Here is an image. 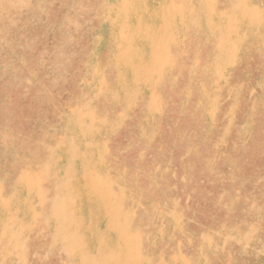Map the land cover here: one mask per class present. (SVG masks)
Returning <instances> with one entry per match:
<instances>
[{
	"label": "rangeland",
	"instance_id": "rangeland-1",
	"mask_svg": "<svg viewBox=\"0 0 264 264\" xmlns=\"http://www.w3.org/2000/svg\"><path fill=\"white\" fill-rule=\"evenodd\" d=\"M227 3L0 0V264H264V0Z\"/></svg>",
	"mask_w": 264,
	"mask_h": 264
},
{
	"label": "crops",
	"instance_id": "crops-1",
	"mask_svg": "<svg viewBox=\"0 0 264 264\" xmlns=\"http://www.w3.org/2000/svg\"><path fill=\"white\" fill-rule=\"evenodd\" d=\"M236 1H237V0H228V3H227V4L229 5V7H230L231 10L234 9L235 11H237L236 8H235V5L232 6V3H235ZM220 5H221V4H220ZM232 12H233V14H234V11H232ZM241 12H242V10H241Z\"/></svg>",
	"mask_w": 264,
	"mask_h": 264
}]
</instances>
